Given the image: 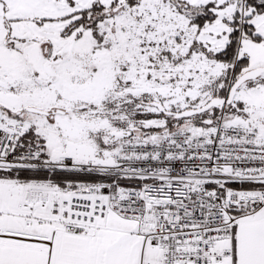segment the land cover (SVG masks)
Segmentation results:
<instances>
[{"label": "snow or ice", "instance_id": "6c2138e0", "mask_svg": "<svg viewBox=\"0 0 264 264\" xmlns=\"http://www.w3.org/2000/svg\"><path fill=\"white\" fill-rule=\"evenodd\" d=\"M0 264H264V0H0Z\"/></svg>", "mask_w": 264, "mask_h": 264}]
</instances>
